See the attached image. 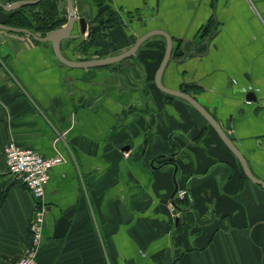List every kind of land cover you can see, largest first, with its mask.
<instances>
[{
    "label": "crops",
    "instance_id": "1",
    "mask_svg": "<svg viewBox=\"0 0 264 264\" xmlns=\"http://www.w3.org/2000/svg\"><path fill=\"white\" fill-rule=\"evenodd\" d=\"M16 1L28 0L0 3ZM73 2L88 28L62 42L67 58L121 54L164 30V85L203 104L264 181V0ZM25 5L0 7V22ZM64 8L68 22L59 0ZM110 16L117 24L97 30ZM166 47L154 35L130 59L74 68L50 42L0 28V264L25 254L35 212L8 170L11 142L63 157L50 171L37 264H264V186L199 110L159 89ZM176 186L187 192L174 197L180 209Z\"/></svg>",
    "mask_w": 264,
    "mask_h": 264
},
{
    "label": "water",
    "instance_id": "2",
    "mask_svg": "<svg viewBox=\"0 0 264 264\" xmlns=\"http://www.w3.org/2000/svg\"><path fill=\"white\" fill-rule=\"evenodd\" d=\"M40 0H28V1H16L11 4H3L0 3V7L3 9L10 11L22 4H32V3H37ZM68 2V8H69V19L66 25L61 26L59 28H56L45 36H41L34 32L31 29L25 28V27H18V26H12L6 23L0 22V28L8 31H13V32H21L28 34L32 36L34 39L41 41V42H50L52 44L54 53L56 54V57L65 65L74 67V68H83V69H89L91 67H100V66H105L109 65L112 63H116L119 61H124L127 59H130L132 56L136 55L138 48L141 46L143 42H145L148 38L154 36V35H162L166 38L167 41V47H166V53L164 56V59L157 70L155 81L157 86L159 87L160 90L164 91L167 94L178 96L180 98L185 99L188 101L190 104H192L199 112H201L205 118L211 123V125L217 130L221 138L224 140V142L228 145V147L235 153V155L238 157L240 160L241 164L243 165V168L246 172V174L256 183L264 186V181L260 180L257 178L245 156L243 153L240 151V149L237 147L233 139L225 132V130L222 128V126L219 124V122L212 116L211 113L201 104L195 97H193L191 94L183 91V90H178V89H172L164 85L162 81L163 73L169 64L172 58V50H173V38L164 30L161 29H153L145 33L144 35L140 36L135 44L128 49L126 52H123L121 54H117L114 56H107V57H100V58H92V59H86V60H71L67 58L62 50V42L66 39H78L80 38L88 28V21L85 17H78L76 10H75V5L73 0H67ZM79 25V32L74 33L75 25ZM178 192V186H176V189L173 192L172 195V203L174 206L179 208L177 203L174 200V197L176 193ZM180 209V208H179ZM179 218H177V222H179Z\"/></svg>",
    "mask_w": 264,
    "mask_h": 264
},
{
    "label": "built area",
    "instance_id": "3",
    "mask_svg": "<svg viewBox=\"0 0 264 264\" xmlns=\"http://www.w3.org/2000/svg\"><path fill=\"white\" fill-rule=\"evenodd\" d=\"M4 157L8 170L31 191L35 198V212L30 223L31 239L25 254L11 264H37V254L44 238L46 223V188L50 179L51 169L63 162L61 155L45 157L39 152L24 148L15 142L9 143L4 149ZM186 190L178 192L183 198Z\"/></svg>",
    "mask_w": 264,
    "mask_h": 264
},
{
    "label": "trees",
    "instance_id": "4",
    "mask_svg": "<svg viewBox=\"0 0 264 264\" xmlns=\"http://www.w3.org/2000/svg\"><path fill=\"white\" fill-rule=\"evenodd\" d=\"M28 9H33L35 11H33V16L36 20V24L29 20L26 21L29 18L25 14V11ZM61 15L62 14L59 9V0H40L38 3L27 4L14 10L12 17L8 21V24L12 26L25 27L33 30L36 33H47L67 23V17ZM117 22V17L110 16L109 18L101 21L97 25L96 29H107L116 25ZM96 29L89 34L86 40H84L82 47L88 48L94 43Z\"/></svg>",
    "mask_w": 264,
    "mask_h": 264
},
{
    "label": "rangeland",
    "instance_id": "5",
    "mask_svg": "<svg viewBox=\"0 0 264 264\" xmlns=\"http://www.w3.org/2000/svg\"><path fill=\"white\" fill-rule=\"evenodd\" d=\"M35 10H38V9H35ZM33 9L31 10V9H28V10H26L25 11V14L27 15V17L29 18V19H25L26 21H32V22H34L35 24H36V20H35V18H34V16H33ZM35 12V11H34ZM62 15L61 16H63V13H61ZM64 17H67V8H64ZM14 20V19H13Z\"/></svg>",
    "mask_w": 264,
    "mask_h": 264
}]
</instances>
